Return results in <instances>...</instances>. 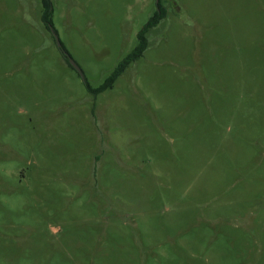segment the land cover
Wrapping results in <instances>:
<instances>
[{
  "label": "rangeland",
  "instance_id": "rangeland-1",
  "mask_svg": "<svg viewBox=\"0 0 264 264\" xmlns=\"http://www.w3.org/2000/svg\"><path fill=\"white\" fill-rule=\"evenodd\" d=\"M50 2L64 51L0 0V264H264V0Z\"/></svg>",
  "mask_w": 264,
  "mask_h": 264
},
{
  "label": "trees",
  "instance_id": "trees-1",
  "mask_svg": "<svg viewBox=\"0 0 264 264\" xmlns=\"http://www.w3.org/2000/svg\"><path fill=\"white\" fill-rule=\"evenodd\" d=\"M42 1L46 9L44 21L45 23H52L50 17L52 14V10H51L52 3L50 2V0H42ZM158 6L161 5L158 4ZM161 19L162 16L158 12L155 17L151 18L148 21L146 26L142 29V31L138 35L139 42L137 47L118 64V66L114 69V71L110 74V76H108V78L103 82L102 85H100L98 88H91L89 85H87V89L90 94L96 96L108 89H111L114 86L115 82L125 73L127 68H129L131 64L137 62L140 58L143 57L148 46V39L146 37V33L150 29L156 27L160 23ZM61 50L64 51V49ZM65 58L68 61L66 54H65ZM68 65L71 66L69 61H68Z\"/></svg>",
  "mask_w": 264,
  "mask_h": 264
},
{
  "label": "water",
  "instance_id": "water-1",
  "mask_svg": "<svg viewBox=\"0 0 264 264\" xmlns=\"http://www.w3.org/2000/svg\"><path fill=\"white\" fill-rule=\"evenodd\" d=\"M50 29H51V31H52L54 37H55V40H56V43H57L58 47H59L60 49H63V46H62V44H61V42H60V40H59L57 34H56L55 31L53 30L52 26L50 27ZM66 55H67V54H66ZM67 56H68V55H67ZM69 63H70V65H71V66H72V67H73V68L79 73V75L82 77L83 81H85V76H84V74H83V71H82L81 68L77 65V63H76L75 61H73V59H71L70 57H69Z\"/></svg>",
  "mask_w": 264,
  "mask_h": 264
},
{
  "label": "flooded vegetation",
  "instance_id": "flooded-vegetation-1",
  "mask_svg": "<svg viewBox=\"0 0 264 264\" xmlns=\"http://www.w3.org/2000/svg\"><path fill=\"white\" fill-rule=\"evenodd\" d=\"M160 2V0H157V4ZM49 28L51 27V25L49 23H47ZM68 61H69V58H68Z\"/></svg>",
  "mask_w": 264,
  "mask_h": 264
}]
</instances>
